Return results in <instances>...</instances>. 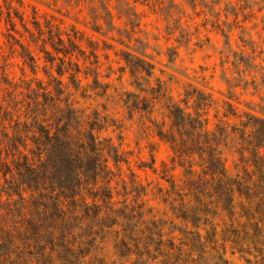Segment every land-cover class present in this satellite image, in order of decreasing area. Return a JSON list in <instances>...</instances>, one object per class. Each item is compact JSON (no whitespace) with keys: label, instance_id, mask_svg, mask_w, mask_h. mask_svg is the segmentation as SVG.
Returning <instances> with one entry per match:
<instances>
[{"label":"rangeland","instance_id":"1","mask_svg":"<svg viewBox=\"0 0 264 264\" xmlns=\"http://www.w3.org/2000/svg\"><path fill=\"white\" fill-rule=\"evenodd\" d=\"M8 4L22 15V23L27 28L15 16L13 9L15 29L12 28L7 20ZM234 5L235 0H0V99L4 105L8 106L10 98L23 100L33 91H43L44 88L55 94V87L60 82L65 89L61 97L75 92L78 93L77 102L87 105L95 103L96 96L103 100L101 92L115 91L113 100L100 105V111L111 109L113 127L110 138L128 157V163H121V176L112 182L119 191L115 196V208L122 207L126 198L127 203L135 204L134 192L125 194L131 190V172H135L136 180L145 189L139 198V202H144L146 220L141 227L150 225L151 220L161 223L164 239L181 248H175L170 256L174 258L172 254H179L183 264H249L243 257L247 249L241 245L252 241L253 247H256L264 240V216L258 213L254 218L246 215L238 197L235 198L238 203L235 214L229 215L220 207L214 214L215 205L210 202L215 196L204 195L202 201H197L189 193L185 186L187 164L182 166L177 158L173 160L169 143L159 137L157 123L152 119V114L158 111L156 97L162 94L165 84L173 78L180 82L173 88H179L183 93L181 106L186 107L187 96H197L194 89L208 93L220 104L219 110L213 105L207 109L210 129L221 123L229 124V128L239 126L241 120L246 119V113L264 117V17L256 15L249 19ZM51 32L54 37H51ZM55 33L60 34L66 45H69L68 38L76 41L83 53L77 50L72 55L57 52L51 44L53 40L57 43ZM92 51L98 55V63H91L95 59ZM30 55L35 60L33 66L30 65ZM129 55L152 63V75L144 71L132 75L127 64ZM174 63L182 64L187 76L191 77L190 81L184 72H176L170 67ZM76 65L80 67L78 88L70 79ZM105 65L111 76L102 72ZM59 66L63 67V74L59 73ZM95 69L99 84L94 82ZM139 73L143 75L132 79ZM153 77L151 91L141 88L140 80ZM88 81L95 86V96L93 88L87 87ZM112 81L117 84L123 81L128 90L121 95L113 89ZM185 83L188 84L187 89L181 87ZM138 95L152 102V113L139 108L131 109L132 101ZM229 105L233 106L236 117L225 116ZM5 123L8 126V121ZM117 123L119 127H116ZM166 123L170 125L169 118ZM104 133L105 129L100 135L104 136ZM137 136L142 139L138 140ZM146 138H151L150 144L144 143ZM237 147L236 142L230 139L227 145L221 147L226 170L232 177L244 175V163ZM144 155L148 157L146 160ZM195 168L197 173L202 172L200 167ZM122 179L126 181L127 189H124ZM2 184L3 178L0 179ZM17 198L14 196V199ZM0 200V233L5 236L6 232H11L16 245L26 246L29 256L35 253L32 256L34 264H61L56 253L50 257L52 260L42 257L33 239L20 240L23 235L18 236L15 226L19 225L22 230L21 223L25 221L18 211L9 212L5 195ZM183 203L205 210L201 212L198 227L191 218L180 216ZM206 218L207 223H204ZM214 228L216 230L212 231ZM79 232L82 231L75 230V239L88 241L86 235L78 237ZM197 232L200 233L199 238ZM70 238L74 240L72 236ZM119 238L110 233L103 241L98 238L92 247L84 244L83 247L89 249L86 260L134 264L137 259L135 252L128 258L119 256ZM132 248L135 250V247ZM140 248L146 258L148 255L142 243ZM151 254L157 257L150 264H162L166 257L153 246ZM257 264H264V256Z\"/></svg>","mask_w":264,"mask_h":264},{"label":"trees","instance_id":"2","mask_svg":"<svg viewBox=\"0 0 264 264\" xmlns=\"http://www.w3.org/2000/svg\"><path fill=\"white\" fill-rule=\"evenodd\" d=\"M7 9V20L12 28L15 29L12 9L24 28H27L22 23V15L12 5L8 4ZM50 35L54 37L52 32ZM55 36L57 43L53 40L51 44L57 52L72 55L77 50L83 53L73 39L68 38L69 45H66L59 33H55ZM21 46L23 47V44ZM91 54L95 58L91 63H98L96 52L92 51ZM30 59L32 61L30 65L33 66L34 57L30 55ZM134 59L138 61L135 62ZM127 64L130 66L132 75L142 71L149 76L152 75L153 64L144 58L129 55ZM76 66L70 74V79L75 88H78L80 84L77 73L80 67ZM63 72V67L59 66V73L63 74ZM94 73V82L99 84L97 69ZM5 81L9 82L7 78ZM59 84L55 87V94L44 88L43 91H33V94L23 100L10 98L8 106H5L0 99V124L2 125L0 144H4V149H0V156H2L0 179H4V184L0 185V198L5 195L9 212L18 211L25 221L21 223L22 230L15 224L19 232L18 236L23 235L20 240L33 239L42 257L46 256L48 260H52L50 257L56 253L61 264H69V259L72 264H110L103 259L87 261L86 255L89 249L87 250L83 245L92 247L98 238L103 241L108 234L112 233L116 238L120 237L117 244L120 257L128 258L134 252L137 254L134 264H150V261L157 257L151 254V246L158 253L166 255L162 264H183L180 262L179 254H172L174 258L170 256V252H174L175 248L180 250L181 248L177 247L173 241L164 239L161 223L151 220L150 225L141 227L146 220L144 219V202H139V198L145 193V189L136 180L135 172H131V190L125 193L134 192L135 204L130 205L126 202V198L122 201V207L115 208L117 202L115 196L119 194V191L112 182L121 176V163H128V157L122 154L120 145L118 148L107 150L105 139L113 141L112 138L99 139L96 136L97 131L100 133L105 129L102 124H99L97 110L92 113L93 120L89 127L93 135L87 141V153L83 158L78 154L69 156L63 152H57L54 162L45 169L42 163L37 162L38 149L25 148L22 133L28 129V124L22 121L35 112L46 109L58 99L67 101L70 98V94L61 97L65 89L62 82ZM194 93L199 100L194 111L187 109L186 112V107L180 104H172L168 108L170 127L175 130V134H171L169 129L158 127L159 137L170 145L174 154L173 160L177 158L182 166L187 164L185 175L188 177L185 180V186L197 201H202L201 197L204 195L215 196V199L210 202L215 205V209L212 210L214 214H217L219 207L229 215L235 214V208L238 205L235 198L238 197L239 205L246 215L252 218L256 213L264 216V117L246 113V119H242L239 126L232 125L229 128V124L221 123L217 124L215 129H210L207 109L212 106L209 100L213 98L208 93L196 89ZM133 108L142 109L147 113L153 111L152 102L146 97L144 100L136 97L132 101L131 109ZM68 115L71 116V112ZM230 115L237 116L232 105H229V111L225 113L227 117ZM5 121H8V126ZM104 122H108L107 117H104ZM40 136L43 137L45 134L41 132ZM229 139L235 141L238 146L237 151L244 163L243 176L238 174L232 177L226 170L221 147L223 144L227 145ZM19 148H25L23 156L12 159L17 155ZM195 166L200 167L202 172L197 173ZM122 181L124 189H127L126 181L124 179ZM172 186L175 189L173 181ZM14 196L18 198L14 199ZM199 203L203 204V202ZM181 207L180 216L184 219L191 218L198 227L202 218L201 212L205 210L185 203ZM205 220L204 223H207L208 219ZM256 229L259 230L258 223H256ZM75 230L82 231L79 232L78 237L86 235L88 241H77ZM215 230V228L212 229V231ZM139 232L142 235L137 236ZM197 237H200L199 232ZM15 240L11 232H6L5 236L0 233V241H2L0 247L10 246L15 243ZM141 243L148 255L146 258L140 248ZM132 247H135V250ZM47 249L49 254L46 255ZM165 249H167L166 252ZM51 264L55 263L51 262Z\"/></svg>","mask_w":264,"mask_h":264},{"label":"clouds","instance_id":"3","mask_svg":"<svg viewBox=\"0 0 264 264\" xmlns=\"http://www.w3.org/2000/svg\"><path fill=\"white\" fill-rule=\"evenodd\" d=\"M235 8L238 12L247 15L249 19L254 18L258 15L264 17V0H235ZM158 47V46H157ZM155 53H153L154 55ZM170 67L176 72H184L186 78L190 81L191 77L187 76V72L183 69L182 64H172ZM103 73L111 76V71L108 70L105 65L102 69ZM143 73H139L137 77L132 79H138L139 76H142ZM152 79L140 80L141 88L151 91L154 87ZM131 83V80H129ZM161 83H164L161 81ZM180 82L173 78L169 83L165 84V89L162 94L156 97V108L158 111L152 114V119L156 121L157 126L164 128L167 127L171 134H175V130L166 123L168 120V108L172 104H179L180 98L183 96V93L180 92L179 88H173V85L179 84ZM124 82L121 81L117 84L115 81H112L113 89L119 91L121 95L128 89L124 86ZM87 87L93 88V95L95 96V86L91 84L90 81L87 82ZM101 87L103 85L101 84ZM181 87L187 89L188 84H182ZM78 93L72 92L70 98L67 101H62L60 99L56 100L53 104L49 105L46 109L35 112L31 117H28L22 121V123L28 124V129L22 133L24 136V145L28 150L38 149L36 152L38 163H42L44 168L47 169L49 164L54 162L55 154L57 152H63L69 156L73 154H78L81 158L87 153L88 143L87 141L93 135L92 129L89 127V124L93 120V110L99 112V124H102L105 128L104 136H101L99 131L95 134L99 139H105V137H110L112 132V120L113 113L111 109L108 112L100 111L101 103H109L116 96V92H109L104 94L100 93V96H103V100L99 96H96L95 103L91 105L78 103L76 97ZM139 100H144L143 96L138 95ZM148 103L149 101H145ZM186 112L187 109H194L199 103L196 95H191L186 100ZM209 104L213 105L217 110H219L220 104L216 100H209ZM71 112V116L68 113ZM104 117L108 118V122H104ZM116 127H119L117 123ZM37 129L39 131H37ZM7 131V129H5ZM43 132L45 136H40V133ZM11 135V133H9ZM47 137V138H45ZM2 138V137H0ZM137 139H142L140 136H137ZM34 141V143H30ZM144 143L150 144L151 138H146ZM105 145L107 150L113 148H118L119 145L115 141L105 139ZM143 144L141 147L143 148ZM25 148H19L17 155L13 156L12 159L22 157L25 151ZM0 149H4V144H0ZM127 155V153H123ZM2 158V156H0ZM147 155L143 156V159H147ZM139 162V161H137ZM2 243V241H0ZM76 243V241H73ZM241 247L247 249L243 253V257L249 261V264H257L261 260V257L264 256V240L253 247V242L249 241L244 243ZM249 253H251L249 255ZM32 256H35V253H32ZM32 256H29L26 246L24 248L13 243L10 246L0 247V264H34ZM69 264H72L71 259H69Z\"/></svg>","mask_w":264,"mask_h":264}]
</instances>
